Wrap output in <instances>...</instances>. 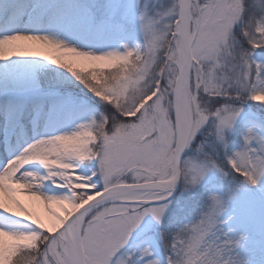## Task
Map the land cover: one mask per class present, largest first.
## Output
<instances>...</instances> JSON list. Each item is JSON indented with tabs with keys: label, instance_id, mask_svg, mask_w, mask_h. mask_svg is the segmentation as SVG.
I'll use <instances>...</instances> for the list:
<instances>
[{
	"label": "snow or ice",
	"instance_id": "obj_1",
	"mask_svg": "<svg viewBox=\"0 0 264 264\" xmlns=\"http://www.w3.org/2000/svg\"><path fill=\"white\" fill-rule=\"evenodd\" d=\"M142 20V53L0 39V60L66 67L111 107L0 170V212L26 225L0 226V264H264V132L248 128L236 151L228 138L249 100L264 105V0H159ZM93 161L91 175L76 174ZM33 163L45 174L22 171ZM49 183L62 191L46 194ZM17 195L43 205L50 222ZM149 216L175 226L159 231L162 259L137 232Z\"/></svg>",
	"mask_w": 264,
	"mask_h": 264
},
{
	"label": "rangeland",
	"instance_id": "obj_2",
	"mask_svg": "<svg viewBox=\"0 0 264 264\" xmlns=\"http://www.w3.org/2000/svg\"><path fill=\"white\" fill-rule=\"evenodd\" d=\"M10 2H19L21 6L27 4L30 9L28 16H33V22L36 24L46 16V24L53 28L57 43L92 55L124 54L127 51L142 53L146 47L142 17L152 15L159 6V0H28L25 4L22 0H4L5 9ZM50 5L54 6L50 8ZM258 59L264 61V57ZM22 64L25 77L21 80H8L4 88L12 89L11 92H7L11 102L3 103V106L7 107L5 114L8 119L12 118L15 123H20L21 129L28 121H31L34 129L41 124H46L50 128L62 124V127L55 129L50 137L57 134L66 135L80 130L93 121H99L111 111L109 105H106L88 85L82 83L66 67L52 64L42 57L32 56L22 57ZM80 66V62H77V67ZM95 67L98 71L108 72L115 70L116 66L97 64ZM10 106L13 107L15 114L9 113ZM23 109L24 116L20 115L19 120H16L15 116ZM261 121H264V105L249 100L244 105L239 120L228 134L230 149L236 151L243 146L242 137L248 128H254L258 133L264 132ZM33 141H22L21 147L9 158ZM32 165V172L45 174L41 165L38 163ZM94 165V161L83 163L76 174L91 175L96 170ZM98 187L102 188V181L98 180ZM61 191L54 189L50 183L44 188L46 194ZM178 192L179 189L177 194ZM20 201L29 211L34 214L37 212L34 210L35 201L28 197ZM2 220L14 226V230L26 229L22 221L9 217H4ZM255 222L258 225V211ZM163 227L166 228V225H157L150 216L146 217L140 226L144 229V243L152 247L158 259L163 258L160 255L164 252V246L159 240V231ZM173 230L175 226L168 231Z\"/></svg>",
	"mask_w": 264,
	"mask_h": 264
},
{
	"label": "bare ground",
	"instance_id": "obj_3",
	"mask_svg": "<svg viewBox=\"0 0 264 264\" xmlns=\"http://www.w3.org/2000/svg\"><path fill=\"white\" fill-rule=\"evenodd\" d=\"M22 1L25 4L28 0ZM21 5L19 2H16L10 9H5L4 0H0V39H5L14 35H25L47 37L57 42L53 28L49 24H46V21H42V23L39 24L34 23L32 19L33 16H28V11L30 9L27 7V4L24 6ZM24 77L22 57L13 56L7 60H0V170H2L12 158L15 159L22 155L32 144L59 136V134H57L50 137L55 129L62 127V124H58L53 128L48 127L46 124H41L37 129H34L35 127H33L31 121H28L21 129L20 125L16 127V123L12 118L8 119L5 114L7 113V107L3 106V103L9 104L11 102L7 92H11L12 89L6 90L4 87L8 84V80H21ZM9 109V113L13 114V107L10 106ZM15 119L17 120V115ZM24 140L34 141L32 143L29 142V146H26L23 150L19 151V153L15 154V156L9 158L14 151L16 152V150L21 147L22 141ZM32 166V164L26 165L22 171L26 170L32 172ZM25 197L27 196L17 195L16 199L20 200ZM5 203H10V201L5 198ZM34 206V210L37 211L35 215H38L45 223H49L50 218L44 212L43 205L35 201ZM4 217H9V219L11 218L14 220L17 219L8 216L6 213L0 212V226L14 230V226H10L11 224L9 222L2 220Z\"/></svg>",
	"mask_w": 264,
	"mask_h": 264
},
{
	"label": "water",
	"instance_id": "obj_4",
	"mask_svg": "<svg viewBox=\"0 0 264 264\" xmlns=\"http://www.w3.org/2000/svg\"><path fill=\"white\" fill-rule=\"evenodd\" d=\"M137 232H138V233H140L141 231H140V230H138Z\"/></svg>",
	"mask_w": 264,
	"mask_h": 264
}]
</instances>
